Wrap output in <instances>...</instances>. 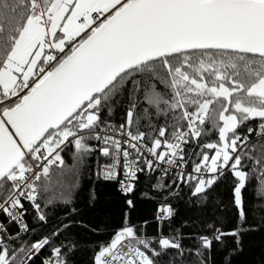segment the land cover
Wrapping results in <instances>:
<instances>
[{
  "label": "snow or ice",
  "instance_id": "6c2138e0",
  "mask_svg": "<svg viewBox=\"0 0 264 264\" xmlns=\"http://www.w3.org/2000/svg\"><path fill=\"white\" fill-rule=\"evenodd\" d=\"M70 147L77 163L98 154L97 179L118 183L129 208L142 173L178 170L172 183L196 203L230 179L238 214L230 232L208 224L193 251L145 237L125 213L93 264H176L186 252L205 264L214 241L239 245L253 180L264 198V0H0V264H36L42 250L41 264H70L76 246L57 242L69 224L32 240L27 222L48 223L50 173L63 176ZM174 214L161 203L156 220Z\"/></svg>",
  "mask_w": 264,
  "mask_h": 264
},
{
  "label": "trees",
  "instance_id": "16d2710c",
  "mask_svg": "<svg viewBox=\"0 0 264 264\" xmlns=\"http://www.w3.org/2000/svg\"><path fill=\"white\" fill-rule=\"evenodd\" d=\"M124 114V109L118 107L111 118L112 123L119 125ZM91 143L95 144L94 141ZM97 155L94 153L86 157L83 163H77L74 148H68L63 153V176L50 173L55 202L47 208L48 223L42 224L34 221L32 216L27 217L30 228L36 229L32 240L50 234L53 226L70 225L57 240L76 246L69 253L70 264H93V257L99 248L125 223V213L130 223L142 228L145 237L158 238L161 234L177 236L184 248L193 251L200 247L198 237L213 235V229H209L208 224H214L224 232L237 227L238 214L231 202L230 179L221 182L219 187L213 186L214 190H209L206 201L196 203L189 186L172 183L176 177L174 174L163 177L159 172L142 173L136 191L130 194L134 207L129 208L126 203L128 197L119 190L118 183L97 179ZM57 181L66 187H61ZM157 181L167 187L163 191L157 189L154 187ZM255 189L256 181L253 180L245 192L248 216L242 226L246 230L240 234L239 245L236 238L231 236L225 237L223 244L214 241L210 251L202 249L205 264H264V198L256 197ZM61 192L70 195V204L62 202ZM161 203L170 204L175 213L171 220L164 221L162 227L156 220ZM253 205L259 207L254 208ZM11 230L16 231L15 228ZM48 254L42 250L36 264H41ZM194 259L186 252L184 257L176 258V264H192Z\"/></svg>",
  "mask_w": 264,
  "mask_h": 264
},
{
  "label": "built area",
  "instance_id": "2783aa9c",
  "mask_svg": "<svg viewBox=\"0 0 264 264\" xmlns=\"http://www.w3.org/2000/svg\"><path fill=\"white\" fill-rule=\"evenodd\" d=\"M188 170H190V168H189ZM177 171H178V170L170 171V174H174V175L176 176V172H177ZM118 188H119V190H120V186H119V184H118Z\"/></svg>",
  "mask_w": 264,
  "mask_h": 264
}]
</instances>
